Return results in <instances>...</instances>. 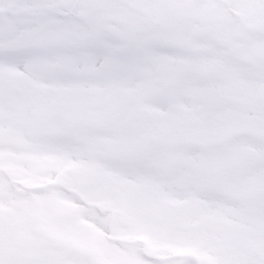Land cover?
<instances>
[{
  "label": "snow or ice",
  "instance_id": "1",
  "mask_svg": "<svg viewBox=\"0 0 264 264\" xmlns=\"http://www.w3.org/2000/svg\"><path fill=\"white\" fill-rule=\"evenodd\" d=\"M0 264H264V0H0Z\"/></svg>",
  "mask_w": 264,
  "mask_h": 264
}]
</instances>
